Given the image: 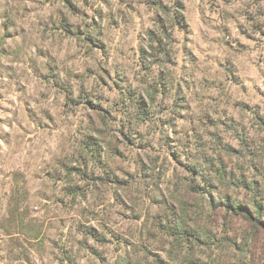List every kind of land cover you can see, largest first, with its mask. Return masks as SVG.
I'll return each instance as SVG.
<instances>
[{
    "label": "rangeland",
    "instance_id": "obj_1",
    "mask_svg": "<svg viewBox=\"0 0 264 264\" xmlns=\"http://www.w3.org/2000/svg\"><path fill=\"white\" fill-rule=\"evenodd\" d=\"M261 121L264 0H0V264H264Z\"/></svg>",
    "mask_w": 264,
    "mask_h": 264
},
{
    "label": "trees",
    "instance_id": "obj_2",
    "mask_svg": "<svg viewBox=\"0 0 264 264\" xmlns=\"http://www.w3.org/2000/svg\"><path fill=\"white\" fill-rule=\"evenodd\" d=\"M181 17L183 18V16ZM261 123L264 124V122L262 121ZM244 140L245 139H243V142ZM227 150L230 153H233L234 151L233 148H229ZM221 174L224 175V172H221ZM207 182L211 183V179L207 178ZM242 182H243L242 184L246 185L256 196L254 199L256 204L255 209L249 208V206L246 204L244 205L238 203L230 204V207L233 208L237 213L244 215L246 220H248L251 226L253 227L251 234L247 235L246 237H243L240 244L238 245L239 253L241 259L243 260L244 257L246 258L248 256V254L253 253L254 247L256 245V243H253L254 239L257 236L256 234L259 231L264 232V196L262 195L261 191L258 189L256 183L247 185L245 180H242ZM166 230L168 233H170L173 236V239L178 242H185L189 240L192 243L206 242L210 246H212L213 244H217L219 246L226 245V240L224 239V237L214 239L215 242L214 240L211 241L212 239L209 230L207 228L201 227L198 222H193V224L185 225L184 219L180 218V220L178 221V225L176 226L170 225L168 228H166ZM253 256L251 257V261H250L251 264H254ZM156 257H157L156 260L165 262L164 259L161 258L159 255H156ZM187 260H189V262H187L188 264H209L208 262H203L200 259H194L191 258L190 256ZM120 264H141V262L139 261L138 263H134L133 261H131L130 258H127L121 260Z\"/></svg>",
    "mask_w": 264,
    "mask_h": 264
}]
</instances>
